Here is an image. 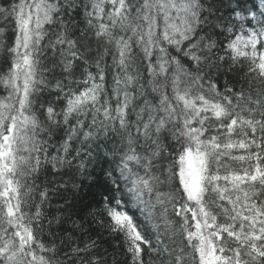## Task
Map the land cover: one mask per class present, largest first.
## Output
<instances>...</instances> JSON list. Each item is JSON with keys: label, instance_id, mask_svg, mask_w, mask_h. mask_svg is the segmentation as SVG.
<instances>
[{"label": "snow or ice", "instance_id": "snow-or-ice-1", "mask_svg": "<svg viewBox=\"0 0 264 264\" xmlns=\"http://www.w3.org/2000/svg\"><path fill=\"white\" fill-rule=\"evenodd\" d=\"M0 264H264V0H2Z\"/></svg>", "mask_w": 264, "mask_h": 264}, {"label": "trees", "instance_id": "trees-1", "mask_svg": "<svg viewBox=\"0 0 264 264\" xmlns=\"http://www.w3.org/2000/svg\"><path fill=\"white\" fill-rule=\"evenodd\" d=\"M0 3H2V0H0ZM4 92H3V88L2 86H0V95H3ZM116 261H117V264H121V262L125 259L121 254H120V250H117V254H116V257H115Z\"/></svg>", "mask_w": 264, "mask_h": 264}]
</instances>
